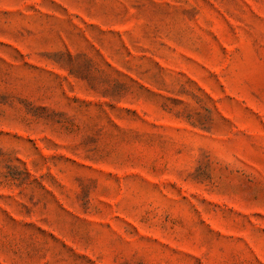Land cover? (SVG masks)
<instances>
[{
    "label": "rangeland",
    "instance_id": "rangeland-1",
    "mask_svg": "<svg viewBox=\"0 0 264 264\" xmlns=\"http://www.w3.org/2000/svg\"><path fill=\"white\" fill-rule=\"evenodd\" d=\"M0 264H264V0H0Z\"/></svg>",
    "mask_w": 264,
    "mask_h": 264
}]
</instances>
